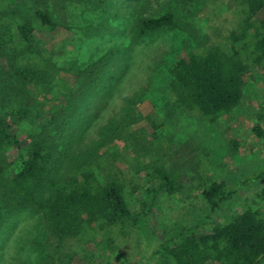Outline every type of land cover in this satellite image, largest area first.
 <instances>
[{
	"label": "trees",
	"instance_id": "trees-1",
	"mask_svg": "<svg viewBox=\"0 0 264 264\" xmlns=\"http://www.w3.org/2000/svg\"><path fill=\"white\" fill-rule=\"evenodd\" d=\"M151 1L125 0L146 6ZM234 1L242 23L239 33L229 35L230 46H186L184 56L169 69L174 107L211 124L242 104L248 61L264 62V0ZM172 2L161 16L137 10L130 31L133 44L179 27L176 13L194 0ZM73 4L104 14L98 26L88 27L89 36L119 33L110 21L120 17L109 11L112 0H0V212L39 215L47 241L38 246L49 264H75L78 257L83 264H104L106 256L98 252L103 233L114 227L145 228L160 196L181 194L189 178L178 166L139 162L137 173L144 184L138 200L136 186L128 193L122 171L101 158L103 140L132 135L128 127L138 121L133 111L139 93L127 98L126 116L104 126L93 146L72 149L75 134L82 135L92 121L85 118L86 110L97 96L113 94L130 60V48L112 47L84 69L59 67L35 23L52 33H68L67 10ZM63 73L71 74V84L62 79ZM51 99H65L68 108L51 106L50 117H45ZM25 121L30 129L23 145L15 128ZM160 129L152 125L155 140ZM253 133L264 144V107L256 115ZM232 144L237 151L240 143ZM10 152L13 159L8 158ZM198 181L208 213L188 225H165L163 238L148 235L149 245L155 244L150 258H159L161 264H264L262 208L249 205L225 223L211 222L239 192L264 184V167L232 184L202 176ZM107 242L112 247L113 239ZM144 259L141 264H148Z\"/></svg>",
	"mask_w": 264,
	"mask_h": 264
},
{
	"label": "rangeland",
	"instance_id": "rangeland-1",
	"mask_svg": "<svg viewBox=\"0 0 264 264\" xmlns=\"http://www.w3.org/2000/svg\"><path fill=\"white\" fill-rule=\"evenodd\" d=\"M112 1L115 4L109 9L110 13L120 16L116 19L110 17L111 23L119 27V33L114 36H89L88 27L98 26L104 14L86 5L68 7L67 19L71 29L68 33H52L38 22L35 25L44 44L55 52L54 61L65 69L71 66L84 69L112 47L130 48L127 74L111 96L99 95L93 100L85 112V118L92 121L82 135L81 131L75 134L72 149L78 152L93 146L101 139L104 126L113 119L121 121L126 116L127 98L140 94L133 111L138 121L128 127L132 135L129 138L124 135L116 141L103 140V148L99 151L101 158L108 164L114 163L122 171L128 193H132L133 185L136 186L138 200L142 199L140 188L144 184L137 173L139 162L178 166L188 175L189 183L181 194L160 196L145 228L122 231L114 227L106 230L99 240L98 252L106 256L104 264H141L145 255L148 264H161L159 258H150L155 244L149 245L148 235L160 239L165 225L174 221L188 225L204 218L208 208L201 198L200 176L232 184L264 167V144L253 133L256 115L264 107V62L248 61L243 101L233 114L214 124L198 114H185L172 103L169 69L184 56L186 46L195 49L214 44L229 47V35L240 32L239 6L234 0H194L176 13L178 28L133 44L130 31L137 10L144 9L147 15L161 16L175 3L153 0L146 6L147 3L128 5L125 0ZM61 76L68 85L72 83L71 74ZM40 100L44 101L43 97ZM51 106L68 108L65 99H51L45 117H50ZM153 124L161 125L156 132L157 140L151 130ZM15 129L24 145L30 125L25 121L17 124ZM170 140L172 150L169 149ZM233 141L240 143L237 151ZM13 157L10 152L8 158ZM263 195L264 184L250 185L211 222L225 223L249 205L264 211ZM109 238L113 239L112 247L108 245ZM46 241L47 234L38 214L25 211L11 217L0 212V264H49L38 246ZM75 264H83L80 257Z\"/></svg>",
	"mask_w": 264,
	"mask_h": 264
}]
</instances>
